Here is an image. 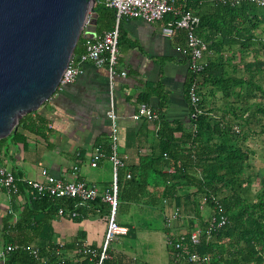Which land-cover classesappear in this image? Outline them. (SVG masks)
I'll return each mask as SVG.
<instances>
[{
	"label": "crops",
	"instance_id": "obj_1",
	"mask_svg": "<svg viewBox=\"0 0 264 264\" xmlns=\"http://www.w3.org/2000/svg\"><path fill=\"white\" fill-rule=\"evenodd\" d=\"M120 25V55L114 78L111 79L107 67L82 64L83 72L76 82L59 90L31 117L47 122L45 136L19 127L17 139L9 138L1 143L0 162L16 176L18 190L12 194L0 190V247L14 245L17 247L14 252H29L32 248L40 251L39 247L59 245L57 252L61 249V256L68 261L86 257L79 253L81 243L97 252L103 250L110 211L103 196L114 181L113 164L108 158L111 145L108 115L113 104L119 116L118 153L126 158V167L120 170L123 184L130 180L129 173L132 178L128 169L141 164L157 146L161 117L175 128L190 127L187 83L191 72L182 38L178 34L174 38L166 37L165 22L148 24L124 18ZM208 54L204 56V64L208 62ZM142 103L150 105L157 119L133 118ZM100 151L105 157L93 167V157ZM43 170L64 181L81 180L98 186L102 197L100 201L81 205L76 217L66 213L45 220V213L39 211L36 220L31 219L26 213L33 207L35 191L28 183L43 181ZM148 190L152 192L151 187ZM128 191L121 189V196ZM175 208L167 200L162 206L153 207L146 200L136 203L121 199L117 220L127 229V234L117 236L109 244L106 264H140L139 254L152 253L154 233H161L160 242L168 251L165 264H188L176 261L170 244V235L178 237L189 232L185 216L167 221V214ZM145 239L147 247L141 242ZM48 256L31 263L26 258L13 259L11 253L5 264H51L49 252ZM151 257H157V253ZM0 264H3L1 260Z\"/></svg>",
	"mask_w": 264,
	"mask_h": 264
},
{
	"label": "trees",
	"instance_id": "obj_2",
	"mask_svg": "<svg viewBox=\"0 0 264 264\" xmlns=\"http://www.w3.org/2000/svg\"><path fill=\"white\" fill-rule=\"evenodd\" d=\"M95 1L91 22H97V33L101 36L115 30L117 15L105 0ZM178 8L199 16L197 34L207 43L205 55L209 53L204 70L196 75L191 72L187 83L190 127L175 128L161 117L160 140L151 155L128 169L132 178L125 184L119 172L120 203L121 199L136 203L146 200L149 205L160 207L167 200L184 213L190 205L195 211L192 217L184 214L189 225L181 250L185 257L197 252L210 255L211 264H264V174L252 164L254 150L248 145L251 134L264 136V60L260 58V54L264 55V39L258 40L259 34H264V8L247 2L232 4L215 0H179ZM171 19L169 15L165 22ZM177 34L187 45V32L181 30ZM85 43L82 37L74 59L84 53ZM194 81L198 85V108L202 114H198L190 100ZM35 113L26 115L19 127L45 136L47 122L40 117L31 120ZM19 136L18 131L0 140V146L7 139ZM150 187L152 192L148 190ZM123 188L129 191L121 196ZM205 197L212 210L211 217L219 220L223 215L228 222L216 229L209 242L194 246L189 241L190 232L209 225L201 209ZM32 199L33 207L26 215L35 220L39 211L45 213L43 219L47 220L61 209L64 215L80 210L79 203L72 199L42 197L36 192ZM179 238L170 235L172 241ZM58 248L59 245L39 247L40 256L49 257V252V261L55 264L61 260ZM12 258H26L31 263L40 261L22 250L12 253ZM63 264H90V261L83 256L78 261L65 260Z\"/></svg>",
	"mask_w": 264,
	"mask_h": 264
},
{
	"label": "built area",
	"instance_id": "obj_3",
	"mask_svg": "<svg viewBox=\"0 0 264 264\" xmlns=\"http://www.w3.org/2000/svg\"><path fill=\"white\" fill-rule=\"evenodd\" d=\"M223 3L240 4L242 2L251 3L258 7L264 8V0H215ZM108 7L114 9L117 15V25L114 31L105 32L101 36H97L93 40H87L84 45V53L79 57L73 58L70 65L66 69L63 79L60 83L59 90L76 82L77 78L82 74L81 65L91 63L99 67H107L110 72L111 79L116 75V67L118 65L120 55V34L119 24L124 18H132L144 21L148 24L157 22H165L166 17L172 15V19L165 22L163 33L168 38H174L178 31L184 30L187 32V45L185 53L189 59V69L193 74H199L204 70V56L207 51V43L198 36L197 30L201 20L194 12L178 8L179 0H105ZM91 24V17L87 22V26ZM198 85L196 81L192 83L190 88L191 104L197 108L198 114H202V110L198 108L200 97L198 95ZM111 120V151L108 156L114 168V181L111 189L103 196V201L110 207L108 216V228L106 232L105 244L101 252H97L91 246L79 244V253L89 257L90 264H105L108 259L107 249L109 244L119 235L127 234V229L122 228L118 223L117 217L120 208L118 177L121 169L126 167V158H122L118 153L119 141V116L114 110V104L109 112ZM134 119L146 118L149 120L157 119V115L147 103H142ZM105 157L103 152H98L92 160V166L97 167L101 159ZM78 170V167H75ZM168 172H173V169H168ZM43 181H31L28 183L38 196H50L54 198H67L76 200L79 205H84L89 202H94L102 197L100 188L95 185H90L85 181H64L51 175L47 170H43ZM131 179V174L127 175ZM0 190L12 194L18 190L17 178L12 171L3 166L0 162ZM208 198H203L201 209L207 206ZM64 210L61 209L59 214L64 215ZM72 217L78 214L76 211L70 213ZM181 208L176 207L171 213L167 214L166 219L172 222L183 218ZM228 222L227 217L221 216L217 220L216 216L211 217L206 227H196L189 234V241L194 246H200L204 241L209 242L213 237V233L217 228L224 227ZM187 233L180 235L179 241H172L170 244L176 252V261H186L188 264H211L212 258L210 255H202L197 252H192L187 257L181 251L183 243L187 238ZM17 247L8 245L0 247V260L5 264L8 255L16 251ZM61 249L57 255L61 260L55 264H63L65 259L61 256ZM29 253L35 258L41 260L40 251L32 248Z\"/></svg>",
	"mask_w": 264,
	"mask_h": 264
},
{
	"label": "water",
	"instance_id": "obj_4",
	"mask_svg": "<svg viewBox=\"0 0 264 264\" xmlns=\"http://www.w3.org/2000/svg\"><path fill=\"white\" fill-rule=\"evenodd\" d=\"M95 0H0V140L59 91L80 39L98 36L86 27Z\"/></svg>",
	"mask_w": 264,
	"mask_h": 264
},
{
	"label": "rangeland",
	"instance_id": "obj_5",
	"mask_svg": "<svg viewBox=\"0 0 264 264\" xmlns=\"http://www.w3.org/2000/svg\"><path fill=\"white\" fill-rule=\"evenodd\" d=\"M263 39H264V34H259L258 40H263ZM249 56L252 57L251 55ZM260 58L264 60V55L260 54ZM248 145L254 150V154L252 155V158H251L252 164L255 166L256 170H259L260 172L264 174V136L251 134L250 140L248 141ZM194 211L195 210L193 209L192 206L187 205V208L185 211L187 215H190L192 217L193 215L191 214H194ZM203 212H206L204 219L207 220L208 222L211 221L212 210L210 209V207L206 206ZM182 213L183 215L185 214L183 210H182ZM141 223H144V222H141ZM160 235L161 233L160 234L154 233L152 235V239H151L152 253L150 255H145L144 253L139 254L140 264L141 263L145 264V262L148 264H165L168 261V251L165 248V246L162 244V241L160 242ZM145 240L143 241L141 240L143 246L144 244L148 243V240L147 239ZM145 246L147 247V244ZM144 251L145 249H143V252ZM155 252L157 253V257L152 258L151 255H153Z\"/></svg>",
	"mask_w": 264,
	"mask_h": 264
}]
</instances>
